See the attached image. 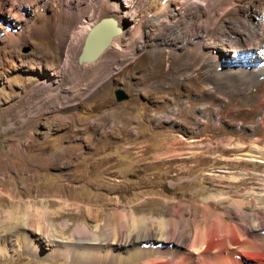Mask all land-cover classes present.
I'll list each match as a JSON object with an SVG mask.
<instances>
[{"label":"rangeland","instance_id":"obj_1","mask_svg":"<svg viewBox=\"0 0 264 264\" xmlns=\"http://www.w3.org/2000/svg\"><path fill=\"white\" fill-rule=\"evenodd\" d=\"M30 3L22 21L15 4L0 13V247L9 252L0 251V264H175L183 257L176 250L184 255L202 248L204 230L223 232L234 225L239 232L242 220L249 233L262 232L258 237L264 243V229L257 228L264 224V162L258 161H264V70L229 71L230 52L213 66L204 55L213 47L197 49L164 25L161 35H132L137 20L130 16L140 12L137 5L98 8L99 17L123 16V56L109 48L94 62L80 64L76 58L63 67L61 48L70 31L64 44L54 34L36 32L17 46L8 44V27L17 33L26 23L53 21L61 8L57 0ZM263 7L264 0H236L214 35L236 40L238 50H256L238 31L249 26L246 22L260 21ZM90 68H104L105 78L96 79ZM117 87L129 98L117 102ZM92 125L98 129L89 132ZM52 199L92 206L97 214L60 215L58 224L73 223L66 237L83 222L101 225L95 231L101 236L103 228L121 223L116 210L126 221L135 212L138 221L123 226L130 238L146 236L144 251L131 259L90 263L50 257L47 248L34 253L23 236L19 241L21 229L6 221L7 212L34 210ZM159 221L171 229L163 240ZM242 232L241 238L247 237ZM157 247L160 252L153 250Z\"/></svg>","mask_w":264,"mask_h":264},{"label":"bare ground","instance_id":"obj_2","mask_svg":"<svg viewBox=\"0 0 264 264\" xmlns=\"http://www.w3.org/2000/svg\"><path fill=\"white\" fill-rule=\"evenodd\" d=\"M17 1L18 0H0V13H2V9L5 5L9 3L15 4L17 6V11H15L16 16L20 17L19 19L21 21L24 20L23 18L25 16L23 14V10L31 4L30 1L32 0H19L18 2L20 3ZM57 1L59 2L58 6H61L59 11L60 14L58 13L56 16L54 15L53 21L42 20L40 21V24H33L32 22L28 24L26 23V28L24 26V28H21V31L17 33L12 32V29L8 27V44L11 47L17 46L22 40L27 39L32 32L39 33L43 37L50 36L51 38L54 34L56 40H58L57 37L61 39L58 40V43L64 44V39L67 37L66 33L70 31L71 34L69 42L65 47H60L63 51H65L63 67H70L71 62H73L78 56L87 30L95 21L101 19L102 17H107H99V7L107 5L114 9H118L120 7H129L132 9L137 5L140 7V12L136 11L130 16L132 20H137V25L134 28V31L131 30L132 35L135 34V36L137 35V37L141 39L143 38V34L150 35L158 32L159 35H161L163 34L161 27L164 25L166 29L175 33L177 36L181 35L186 41H192L191 43L194 44L197 49L213 47L209 53L206 51L204 52L206 57L209 56L213 59V66L215 65L217 67L218 65H221V62L219 61L220 58L227 52H230L232 53L231 58H233V60L231 59L228 64V68H230L229 71L235 72L236 70L239 71V69L247 70V68H256V71L264 70V7L262 8L263 16L260 21L246 22L249 26L238 31L245 37V40L249 42L247 47L255 46L256 50L248 48L241 51V49H236V40H232V38L221 39L219 36L214 35L215 25L220 21L225 12L234 9L236 0H124L123 2L121 0ZM87 10H90V12L87 13ZM112 17H114L119 26L123 28L121 33L113 38L107 49L114 48L118 54L121 53L122 55V50L123 47L126 46V42H123L119 39V37L125 33L124 31L127 29L125 30L126 26L124 27V24L120 23L123 21V16ZM61 35L63 37H61ZM211 38H214L212 45L208 42V39ZM76 43H79L80 47V49L76 48L77 51L74 49L77 47L75 46ZM172 44L176 43L172 42ZM214 49H216V51H214ZM260 50L263 53L261 59L257 55ZM185 53H188V51L185 50ZM196 53L198 54L199 52L197 51ZM248 53L253 54L247 57ZM53 56H55V54ZM252 62H254V66L252 65ZM74 63L75 62H73V64ZM254 69L252 71H255ZM229 73L230 72H228V74ZM197 153H199L198 150ZM258 161L264 162L261 159ZM54 202L55 201L53 199L48 205H45L43 202V205L37 206L34 210L29 209L26 212H22L20 208L17 210L11 209L7 212L8 217L6 221L10 225H15V227H19L18 229H21L20 236L18 237L19 241H21L20 239L23 236L29 248L34 253H39L44 248H47L50 250L49 254H47L50 257L64 255L67 258L79 260L83 263H90L104 258L118 259L122 261L124 259L126 260L137 257L144 251L141 247L145 245L141 244L144 242L143 240L146 236L144 238V236L140 234H135L136 236L133 235V237L130 238V233L126 232L124 230L125 227L123 226L129 221L132 224L138 221L140 215L135 212H133L134 214H131L129 220L126 221L122 219L125 213L116 210L117 213H119L117 217H119L121 223L118 222L115 227L107 226L103 228V232L106 231V233L101 236L98 235V233H95L97 229L100 230V227H102L101 225L96 223V226H94L89 222H83L75 225L71 236L67 235L66 237L64 236L66 235L64 231H68L73 226V223H70V220L65 219L63 222L60 221L61 223L58 224L56 220L60 218V215L64 216L76 213L80 217L84 211L95 217H97V214L94 211V207L87 206L86 209H84V207H81L79 203L77 204L69 199H62L57 203ZM98 210L100 211V209ZM180 217L183 226L186 227V220L182 218V215H180ZM52 218L54 220H52ZM31 220L34 221L33 224H30ZM245 221L246 220H242V223L240 224V228L244 232L242 233L247 235L245 238H241L239 234L241 230L238 232L239 229L237 230V227L234 225L229 228H225L226 230L223 229V232H217L214 230L215 228L206 229L204 230V233L200 230L201 241L198 242L203 244V246L201 245L202 248H199V250L197 249L198 251H192V253L189 247V251L187 250L188 253L185 251L186 253L184 255L180 253V251L176 250L174 254L177 256L181 254L183 257L181 256L182 260L175 264H264V243L263 241H260L258 237L263 236L260 235L262 232H254L252 234L249 233L246 228ZM166 224H163L162 221L158 222L161 230L159 238L162 240L164 239V235L167 234L168 236L169 233L170 228L166 229ZM183 226L181 225V227ZM259 226L261 227L257 228L264 229V224L261 223ZM164 228L166 230H163ZM54 234H61L64 237H57V235L55 236ZM191 244H196V240L191 241ZM104 246H108L110 251H105V253H103L101 250ZM192 248L196 249L194 246H192ZM78 250H84V255L82 256ZM153 250L155 252H160V248L158 247L157 250L156 248H153ZM0 251L9 253L8 250H2L1 247ZM88 252H90L91 255H89ZM172 263L173 262L153 261L151 264Z\"/></svg>","mask_w":264,"mask_h":264},{"label":"water","instance_id":"obj_3","mask_svg":"<svg viewBox=\"0 0 264 264\" xmlns=\"http://www.w3.org/2000/svg\"><path fill=\"white\" fill-rule=\"evenodd\" d=\"M122 28L112 16L102 17L95 21L84 36L82 47L77 56L78 63H91L98 60L109 47L113 38L121 33ZM114 97L117 102H120L127 99L129 95L122 87H117L114 90Z\"/></svg>","mask_w":264,"mask_h":264},{"label":"crops","instance_id":"obj_4","mask_svg":"<svg viewBox=\"0 0 264 264\" xmlns=\"http://www.w3.org/2000/svg\"><path fill=\"white\" fill-rule=\"evenodd\" d=\"M90 70H91V72L92 73H94L95 74V78L97 79V76H98V74H101L102 76H103V79L105 78L104 77V73H102L103 71H104V68H90ZM102 79V78H101ZM129 98V97H128ZM127 98V99H128ZM97 116V115H96ZM95 116V117H96ZM77 117V116H76ZM94 117H92V118H90L89 119V121H88V123H85V125L87 126V125H89V124H92L91 122H92V119H93ZM110 120V118H106V120L105 121H103V120H101V122H104L105 124H106V122H108ZM101 122H99V123H101ZM98 128H97V126H91V128H90V130H89V132H91L92 130V132H94V131H96ZM103 141H105V140H103Z\"/></svg>","mask_w":264,"mask_h":264}]
</instances>
